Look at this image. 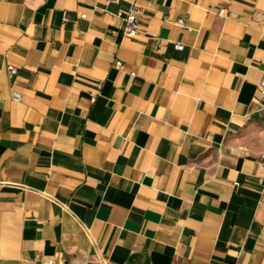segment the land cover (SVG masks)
Wrapping results in <instances>:
<instances>
[{
    "label": "crops",
    "instance_id": "1",
    "mask_svg": "<svg viewBox=\"0 0 264 264\" xmlns=\"http://www.w3.org/2000/svg\"><path fill=\"white\" fill-rule=\"evenodd\" d=\"M262 81L264 0H0V264H264Z\"/></svg>",
    "mask_w": 264,
    "mask_h": 264
},
{
    "label": "built area",
    "instance_id": "2",
    "mask_svg": "<svg viewBox=\"0 0 264 264\" xmlns=\"http://www.w3.org/2000/svg\"><path fill=\"white\" fill-rule=\"evenodd\" d=\"M116 2L117 0H110ZM224 10H218V14H221ZM82 18L85 17V15H81ZM124 21V33L126 36L129 37H135L138 34L139 31V21L137 19L136 14L133 11H129L126 13V15L123 18ZM183 47L181 45H177V49L181 50ZM114 65L116 67H121L122 63L120 61H115ZM10 75L16 74V69L10 67L9 68ZM132 76H134V73H131ZM260 89L262 90V93H264V81L260 82L259 84ZM21 99V94L19 92L13 91L12 92V100L14 102H19ZM95 98L91 99V102H94ZM260 110L264 111V99L261 101ZM262 158H264V155H262ZM47 264H54L53 260H50Z\"/></svg>",
    "mask_w": 264,
    "mask_h": 264
}]
</instances>
